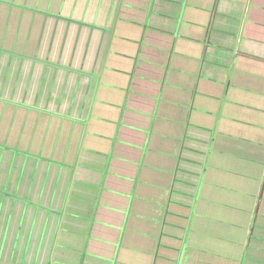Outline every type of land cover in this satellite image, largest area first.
Instances as JSON below:
<instances>
[{
  "label": "crops",
  "instance_id": "1",
  "mask_svg": "<svg viewBox=\"0 0 264 264\" xmlns=\"http://www.w3.org/2000/svg\"><path fill=\"white\" fill-rule=\"evenodd\" d=\"M0 8L27 47L0 43V138L33 114L38 144L3 146L0 264L221 263L236 236L233 262L264 264V0Z\"/></svg>",
  "mask_w": 264,
  "mask_h": 264
},
{
  "label": "rangeland",
  "instance_id": "2",
  "mask_svg": "<svg viewBox=\"0 0 264 264\" xmlns=\"http://www.w3.org/2000/svg\"><path fill=\"white\" fill-rule=\"evenodd\" d=\"M18 16H19V14H18L17 11L14 12V11L9 10V9H1L0 8V18L2 20H6L8 22L6 24H10L11 21L16 19ZM20 18H21V16H20ZM20 26H21V23L19 24V27ZM16 30H17V28H15V31ZM13 32L14 31L11 28H9L6 31H4L0 35V43H3L5 45H11V46L14 45L13 47H18V48H21V49L27 48V47H23V45H17L18 40L13 39V35H12ZM5 41L7 43H9V44H6ZM11 113L12 114H9L10 118H7V120L4 122V128H5L4 134L9 135L10 140H12V142L9 143V139L8 138H7L6 141L4 139L0 138V143H1L0 145H2L0 147V159H2L0 161V166H1V164H3V166H6L7 164H9L8 160L5 159V157L2 156V154H4V150H3L4 147L3 146L8 145V144H14L15 147L18 148V150L19 149H23L24 154H28V155L31 153L30 150H29L30 146H32L33 148L38 147L37 143H35V144L32 143L31 144L30 141H26L27 137H29V138H34L35 137L33 132H32V134H24V135L20 134L21 130L25 131V132L27 131L28 127H26V126L28 125V123L31 124L33 119L35 121V119H37V115L34 116L33 114H31L30 116H28V118H29L28 122L25 121V120H21V123H17V121H15L17 114H15L14 112H11ZM18 114H19V112H18ZM5 115H7V114H5ZM13 120H14V122H13ZM16 129H19V130L17 131ZM23 158L25 160L26 157H23ZM18 159H16V160H18ZM1 169H2V167L0 168V171H1ZM11 178H12V182L11 183L9 182L6 185V188H7V192L6 193L12 192L13 190H15V192L17 193V191H18L17 183L18 182L22 183L23 180L17 179L16 176L13 175L12 173H11ZM263 181H264V177H263L262 183H263ZM255 189L256 190L258 189V191H259L260 187L258 186V188H256V186H255ZM263 202H264V200H263ZM20 204H21V202L18 201V205L19 206H20ZM263 222H264V219H263ZM212 225H218V223L214 222V224L212 223ZM212 225L210 226L209 230L207 231L208 234H206L205 236L201 237L202 243L199 245V246H201V249L198 252L199 256H201L202 258L205 257L204 259H206L207 257L208 258L212 257V255H214V254H216V255L220 254V252H217L216 250H214V248L222 250V248H220L217 245V243L220 242L219 239L216 240L217 238H214V236L215 237L218 236L220 238L222 236L221 233H223L224 231H222V229H220L221 228L220 226L218 228H217V226H215V230L216 231H214V229H212ZM234 228L238 229L237 226H234ZM262 232L264 234V229H262ZM239 238H241V236L231 237L229 240H231V241L234 240V241H232L233 243H226L224 249L222 250V251H224L227 248H232V250L234 251L233 253L227 252L226 254L222 255L221 256V260H223V261H221V263L220 262L216 263L214 261V263H209V264H232L233 260L238 255H240V252H241V255H242V252H243V248L240 245L237 244ZM221 239H224V238H221ZM215 240H216V242H215ZM209 244H211V245L209 246ZM256 245L258 246V248H260L262 251H264V246L262 245V241H259ZM227 254L231 255L230 259H229V256ZM253 254H254V252H253ZM246 263L247 264H253L250 261H249V263H248V261ZM201 264H207V263H201ZM233 264H237V261L233 262Z\"/></svg>",
  "mask_w": 264,
  "mask_h": 264
}]
</instances>
